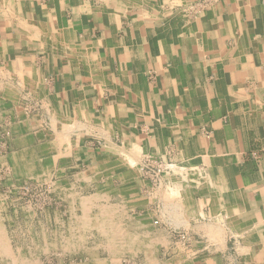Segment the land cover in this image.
<instances>
[{
	"label": "crops",
	"instance_id": "1",
	"mask_svg": "<svg viewBox=\"0 0 264 264\" xmlns=\"http://www.w3.org/2000/svg\"><path fill=\"white\" fill-rule=\"evenodd\" d=\"M0 124L1 165L55 173L58 207L130 208L136 231L157 219L140 232L152 259L264 264V0H0ZM146 155L173 164L159 186L129 166ZM58 237L62 254L81 252L73 231Z\"/></svg>",
	"mask_w": 264,
	"mask_h": 264
},
{
	"label": "rangeland",
	"instance_id": "2",
	"mask_svg": "<svg viewBox=\"0 0 264 264\" xmlns=\"http://www.w3.org/2000/svg\"><path fill=\"white\" fill-rule=\"evenodd\" d=\"M11 142V128L9 125L0 124V264H58L61 256H63L65 264L70 262L69 257L73 258L74 264L86 262L88 264L89 261L85 260L89 257L87 249L83 250L82 248L91 247H94L95 264L174 263L173 256L177 254L172 250L156 252V254H152L153 259L151 254L139 250L151 246L144 245L146 241L141 237L140 232L142 231L145 235L154 233L155 227L159 224L157 219L151 220L146 229L136 231L130 227L142 217L139 216V213L131 212L130 208L120 217L118 210V212L111 211L109 205L104 204L100 199H97L96 204L91 201L93 204L88 206L84 199L81 207L73 203H65L58 207L54 199L56 195H59L55 173L47 180L34 176L23 179L11 174L6 166L1 165L5 164ZM129 157V166L138 169L142 179L152 186H159L161 181L164 182L165 178L172 174L159 175L155 172L153 166L159 165L160 160L152 156L146 155L138 161H135L133 156ZM77 192L82 193L83 197H89V193H92L89 189H81ZM60 210L63 212L74 211L81 219L76 222L56 221L53 213L60 212ZM105 211L106 213H102ZM147 215L150 214L147 213ZM69 223H74V228L71 230ZM68 224L69 226H67ZM63 227L70 232L73 231L77 236L74 244H79L81 252L72 254L74 256L62 254L61 247L57 246L60 239L58 236L60 231L64 230ZM30 230H32V236L29 234ZM43 232L48 237L43 236ZM136 232L140 236L136 235ZM173 236V243L179 245L176 248L183 250L188 246L189 237L184 232L176 231ZM45 238H48L52 245L48 243L44 245ZM1 239L5 242L4 247H6L7 255L2 252ZM139 239L144 240L143 246L137 243L136 240ZM115 249H119L118 252H114ZM35 258L38 260L31 262V259L35 260ZM110 258H112L111 261ZM177 258L184 259L183 255L177 256ZM175 262H178L177 259Z\"/></svg>",
	"mask_w": 264,
	"mask_h": 264
},
{
	"label": "built area",
	"instance_id": "3",
	"mask_svg": "<svg viewBox=\"0 0 264 264\" xmlns=\"http://www.w3.org/2000/svg\"><path fill=\"white\" fill-rule=\"evenodd\" d=\"M207 1H209V0H201V3H206ZM159 163H160L159 165L153 166L154 171L157 172L159 175L171 173L174 169L173 164L170 162L160 160Z\"/></svg>",
	"mask_w": 264,
	"mask_h": 264
},
{
	"label": "bare ground",
	"instance_id": "4",
	"mask_svg": "<svg viewBox=\"0 0 264 264\" xmlns=\"http://www.w3.org/2000/svg\"><path fill=\"white\" fill-rule=\"evenodd\" d=\"M61 127H63V126H61ZM68 131V130H67ZM69 132V131H68ZM67 132V133H68ZM66 134V133H65ZM64 134V135H65ZM67 136V135H66ZM68 137V136H67ZM60 139V138H59ZM61 140V139H60ZM67 154V153H66ZM60 156V155H59ZM92 202L91 201H85V204L88 206V205H90ZM170 208V207H169ZM106 211H108V210H106ZM106 211L105 212H102V213H106ZM109 212V211H108ZM179 215V214H178ZM104 219H105V217H103ZM179 218V217H178ZM183 219V218H182ZM106 220V219H105ZM111 233V232H110ZM2 240V239H1ZM2 243H1V245L4 247L5 246V242H3V240L1 241ZM136 242V241H135ZM2 247V252L4 253V255H7V252H6V247H4L3 248ZM111 248V247H110ZM148 257V256H147ZM11 258V257H10ZM111 261V260H110Z\"/></svg>",
	"mask_w": 264,
	"mask_h": 264
}]
</instances>
